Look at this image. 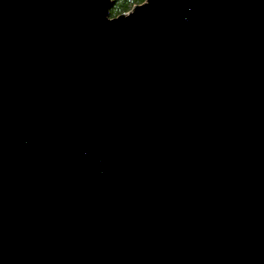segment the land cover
<instances>
[{"label":"water","instance_id":"1","mask_svg":"<svg viewBox=\"0 0 264 264\" xmlns=\"http://www.w3.org/2000/svg\"><path fill=\"white\" fill-rule=\"evenodd\" d=\"M0 0V264H264V0Z\"/></svg>","mask_w":264,"mask_h":264},{"label":"trees","instance_id":"2","mask_svg":"<svg viewBox=\"0 0 264 264\" xmlns=\"http://www.w3.org/2000/svg\"><path fill=\"white\" fill-rule=\"evenodd\" d=\"M145 0H111L112 5L109 10L111 17L129 11L134 5L140 4Z\"/></svg>","mask_w":264,"mask_h":264},{"label":"rangeland","instance_id":"3","mask_svg":"<svg viewBox=\"0 0 264 264\" xmlns=\"http://www.w3.org/2000/svg\"><path fill=\"white\" fill-rule=\"evenodd\" d=\"M110 10V9H109Z\"/></svg>","mask_w":264,"mask_h":264}]
</instances>
